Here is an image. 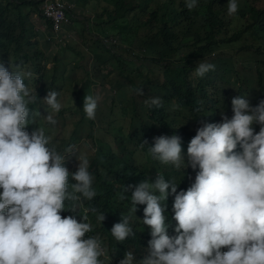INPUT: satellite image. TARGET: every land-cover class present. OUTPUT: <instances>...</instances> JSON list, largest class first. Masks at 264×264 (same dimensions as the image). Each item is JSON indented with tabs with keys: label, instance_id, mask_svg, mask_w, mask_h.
<instances>
[{
	"label": "clouds",
	"instance_id": "obj_1",
	"mask_svg": "<svg viewBox=\"0 0 264 264\" xmlns=\"http://www.w3.org/2000/svg\"><path fill=\"white\" fill-rule=\"evenodd\" d=\"M197 3L185 0V7ZM238 8L239 0H227L228 15ZM214 68L202 59L194 74L202 77ZM28 75L0 61V264H105L109 254L99 237L87 235L92 231L88 216L78 219L72 210L61 215L68 211L66 201L96 195L89 160L71 144L57 151L40 127L27 130L28 105L35 99L25 83ZM134 91L144 94L141 87ZM58 95L51 90L44 97L53 112L62 107ZM145 103L158 108L162 99L150 96ZM97 107L98 98L86 94V117L94 119ZM231 111V117L222 112L219 122L201 120L186 152L176 132L154 136L150 145L140 142L153 160L191 168L195 176L179 191L178 183L160 173L152 181L122 186L120 199L130 207L111 227L112 237L119 242L133 237L134 213L144 205L142 223L149 226L150 239L143 258L126 251L118 264H264V98L251 105L246 95L234 96ZM44 119L57 123L51 113ZM73 153L78 165L70 172L65 161ZM170 195L174 235L168 234L167 205L162 203ZM88 211L97 222L104 221V212Z\"/></svg>",
	"mask_w": 264,
	"mask_h": 264
},
{
	"label": "trees",
	"instance_id": "obj_2",
	"mask_svg": "<svg viewBox=\"0 0 264 264\" xmlns=\"http://www.w3.org/2000/svg\"><path fill=\"white\" fill-rule=\"evenodd\" d=\"M68 3H74L76 7L72 9V24L67 27L70 31L75 23L74 10L80 7V16H85L86 11H94V20H97V28L103 30L105 26H111V30L117 31V34L126 38V45L119 46L112 35L106 31L101 39H105L106 43L101 39H88V45L94 48H100L110 55V59L104 61L99 51L95 54L97 61L95 75H90L89 81H97L94 77L105 81L113 77H123L129 81L133 91L137 87L143 88L144 94L138 95L126 92V89L118 84L117 94L121 97L119 102L124 103L130 99L131 105L129 110L122 105V112L128 113L130 126L132 131L127 133L123 126L116 125V135L114 136V144L120 146L123 151L128 153L118 156L113 150V143L99 139L100 149L93 155H87L89 159V171L92 173L93 187L96 195L91 199H85L88 208H96L100 212H104L105 219L96 222L95 227L91 231V235L98 236L102 245L106 249V253L110 257H118L122 259L126 251L134 253L136 259L143 258L147 252V242L150 239L149 226L143 225V207L138 205L134 213L136 219H133V230L135 235L126 238L124 241H116L110 229L115 222H118L121 213L128 214L130 202L120 199L122 186L136 183L145 179L152 181L154 162L149 170V163L141 165L136 164L131 157L134 152L127 147V144L146 140L150 145L152 138L160 134L171 135L176 132L182 137V150L186 152L188 141L195 135L196 128L200 126L201 120L208 122H219L218 105L226 104V108H231V98L237 95H246L249 100L251 89L258 87L264 90V58L255 59L253 61V70L251 77L254 80L255 87L247 84L241 79L240 73L237 74V91L229 92V88L223 85H217V81L210 79L208 75L216 72L221 63L214 62V52L223 46L235 45L248 39L253 42L256 49V56H264V0L262 4H257L255 0H239V8L236 14H227V0H198L197 5L188 9L185 7V0H63ZM46 0H0V61H3L5 67L11 64L13 70H20L29 75L25 78V83L31 89L35 96L29 107V115L41 103L48 91L59 90V79L56 74L58 66L49 69L50 61L46 58V51L42 47L39 39V31L30 21L31 13H35L45 19L47 26L46 40L48 42H57L60 46H65L76 53V49L67 44V35L64 34L63 41L56 39L49 41L48 37L54 36L53 23L47 20L44 15V5ZM24 9H30V13H25ZM88 9V10H87ZM90 20V18H87ZM118 28V29H117ZM251 38V39H250ZM108 45L113 48H108ZM96 46V47H95ZM251 46V44H250ZM245 50L244 48H241ZM246 50H250L247 48ZM89 51V49H88ZM80 54V53H79ZM86 54V52H83ZM221 53L216 56H224ZM232 56L230 54H226ZM141 62L143 68L149 63L147 74H143L140 67L135 66ZM206 60L215 65L214 70H210L204 76H196L194 67L196 62ZM142 60V61H140ZM57 62H61L58 59ZM114 61V69L108 64ZM104 68L102 71V65ZM19 65V69L16 66ZM11 69V68H9ZM11 71V70H10ZM136 77L140 81L135 83L130 77ZM247 84V85H246ZM246 85V87H245ZM137 96L143 99L137 101ZM150 96H159L162 99L160 107L152 106L151 108L145 103ZM254 105L264 98L263 93L254 96ZM79 99V98H78ZM80 102L83 100L79 99ZM110 111H114L116 98L112 100ZM146 106L149 121H141L140 114L137 112V105L140 103ZM137 104V105H136ZM132 108V109H131ZM119 110V108H116ZM198 109V111H196ZM76 113V111L74 112ZM133 113V114H132ZM132 114V115H131ZM86 118V115H83ZM80 119L69 137L65 134L62 139L57 140L64 148L72 145L75 140L82 138L84 129H86ZM87 124L91 129L102 124L103 129H107L110 124L109 114H97V121L89 119ZM106 125V126H104ZM67 126V124H66ZM139 127L142 135L136 134ZM256 131H259V125L256 124ZM67 132V127H66ZM91 134H94L91 132ZM57 149V147H56ZM141 151V157L145 159L151 157L146 150ZM58 150V149H57ZM75 161L76 156L72 155ZM157 173L164 175L162 167L159 166ZM194 172V171H193ZM195 174L188 168L182 176V180L178 182V191L186 189ZM117 181L119 185L117 186ZM183 182V183H181ZM126 196L131 195V190L125 193ZM76 201H66V210L61 215H71L74 212ZM166 207V223H168V234L174 235V226L176 221L172 218L173 196H168L165 202ZM72 210L73 212H71ZM79 215H87L85 211L80 210L74 212ZM90 214H94L90 211ZM109 258L105 260V264H112ZM118 264V261L115 263Z\"/></svg>",
	"mask_w": 264,
	"mask_h": 264
},
{
	"label": "rangeland",
	"instance_id": "obj_3",
	"mask_svg": "<svg viewBox=\"0 0 264 264\" xmlns=\"http://www.w3.org/2000/svg\"><path fill=\"white\" fill-rule=\"evenodd\" d=\"M255 1L259 5L263 2V0ZM81 10L82 9L80 7H77L76 10H74L75 23L70 30V35H67V44L74 47L76 49V53L71 51V49L66 48L65 46H60V44L57 42H48L46 40L47 27H45V19L35 13H31L30 21L35 26L36 30L39 31L40 43L46 51V58L50 61L48 68L53 69L57 66L59 67L58 72L56 74L57 78L59 79V90L56 91L59 93L58 99L60 100L62 107L58 112H53L52 109L44 102L43 99L41 103H39V105L32 111V114L29 115L30 119L29 125L27 126V130L31 132V130L36 127L42 128L45 135H48L50 137V144L55 148L57 147L58 150H56L61 152L63 147L60 145L58 140L62 139L65 134H67V136L69 137L70 132L72 131L75 124L80 119H84L82 125L86 129H84L83 136L82 138L75 140L72 144L75 146L78 153L85 154L86 156L93 155L100 149L101 145L99 144V139H101L103 141L107 140L113 143L112 148L118 156L121 157L125 154H127L128 156L127 152L123 151L120 146H116L114 144V142H117L116 140H114V136L116 135V125H118L119 127L123 126L127 133H130L132 131V128L130 126V119L128 118V113L124 114L120 109L122 108V105H124V108L127 107L128 111L129 105H131V101L130 99H127L124 103L119 102L121 100L120 98L124 99L127 98V96L121 97L119 94H117L116 90L118 89V84H120L126 89V92L129 93L128 96H130V93L132 92L133 94L135 93L131 88H129V81L123 77L112 76L111 78L105 81V84L100 78L97 77H94V79L97 81H89L90 75H95L96 73V63H100L99 61H97L95 54H97L99 51L104 61L109 60L111 56L104 54L106 52L102 49V47L97 48L95 46L96 48H94L88 45L87 43L88 39L91 40V43H93V39H101L103 33L107 31L108 34L112 35V37L116 39L117 45H121L124 47L126 45L125 42L127 41L126 38L122 35L117 34L119 32V29L123 27L120 26L119 29L117 28L118 30L115 31L111 30V26H105L103 30H100L96 27L97 20L91 18V16H94L95 14L94 11L87 9L88 11H86L85 16L83 17L79 15L81 14ZM24 11L25 13L31 12L30 9H24ZM88 17L90 18V20L87 19ZM101 41L103 43H106L105 39H101ZM108 48L111 47L108 45ZM241 48H244L245 50H242ZM247 48H250V50H246ZM111 49L113 50V48ZM255 50L256 49L253 46V42H251L249 39L247 41L240 42L235 45L223 46L221 49L215 51L214 55L211 56L214 58L213 63L219 62L221 63V66L217 70H215L216 72L208 76L211 80L217 81V85H223L225 88H229V92L233 93H236L237 91V72L240 73L241 79L243 81L255 87L254 80L251 77L250 72L253 70V61H255L256 58H264V56H256ZM83 52H86V54H83ZM221 53L225 55L216 58V56ZM226 54H230L232 56ZM57 59L61 62H57ZM134 60L137 62L135 66L140 67L144 75L147 74L149 69V63H147L143 68L141 62H138L137 59ZM113 63L114 61H110L108 64L111 69H114ZM103 68L104 64L102 65V71ZM130 78L135 81L136 84L138 81H140V79L133 76H131ZM259 93L264 94V90L259 89L258 87L251 89V93L249 94V102L251 105H254V96ZM86 94L94 95L98 98V107L95 115L96 121L98 113L109 114L111 125L107 126V129H103L102 124H99L101 129L98 127V125L94 129H91L87 124L89 118H83V115L85 114L82 110L83 102H80L79 99L83 100ZM118 96H120V98ZM114 98H116V102H114V104L116 105V108H119V110L113 107L114 111L112 112L110 111V104L113 103L112 100ZM136 99L139 104V102L143 98L141 96H137ZM218 108L220 119L222 112L225 115L231 117V108L230 110L227 109L226 104H220L218 105ZM137 110V112L140 114L141 121L143 122L144 120L145 122H148L150 118L147 114L146 106L143 104V102L140 103V106L137 105ZM75 111L76 113H74ZM47 113H51L57 121L54 126L48 124V122L44 119V116L47 115ZM255 127L256 125H254V128ZM138 130L139 127L135 130L136 134L138 136L142 135ZM91 132H93L94 134H91ZM59 137L61 138L58 139ZM54 139H58L57 145L55 144ZM138 141L139 140H134L133 142L127 144V147L134 152L133 156H129L131 157V160H133L136 164L139 165L151 162L148 166L149 170L154 169L152 168L153 165H151L152 162L155 163L154 166L156 168L160 164L162 170L164 171V176L166 180L172 178L176 183L182 180V176L188 168L176 169L173 168L171 165H165L158 161H155L151 157H147L146 159L144 157H141V151L138 147ZM72 155L76 156L75 153L70 154L66 157L65 161V165L70 172H74L78 165V161H75ZM156 168L154 169L153 174H151V179L155 178L157 175L158 169ZM191 172L195 174L192 169ZM70 182L75 183V181H72L71 179ZM118 185L119 182L117 181V186ZM85 209L89 208L85 199L81 196L80 200L75 202L74 212H78L80 210L85 211ZM85 213L87 214L93 229L95 227V223L97 222L95 219V214H90V211ZM87 235H91V232L87 233ZM109 261L112 264H115L117 261L119 262V259L118 257H111L109 258Z\"/></svg>",
	"mask_w": 264,
	"mask_h": 264
},
{
	"label": "built area",
	"instance_id": "obj_4",
	"mask_svg": "<svg viewBox=\"0 0 264 264\" xmlns=\"http://www.w3.org/2000/svg\"><path fill=\"white\" fill-rule=\"evenodd\" d=\"M75 7V4L65 3L63 0H46L44 15L47 20L53 23L54 29V36H49V41L56 39L61 42L66 32L70 35L67 27L72 24L73 12L71 11Z\"/></svg>",
	"mask_w": 264,
	"mask_h": 264
},
{
	"label": "crops",
	"instance_id": "obj_5",
	"mask_svg": "<svg viewBox=\"0 0 264 264\" xmlns=\"http://www.w3.org/2000/svg\"><path fill=\"white\" fill-rule=\"evenodd\" d=\"M45 27H47V26L45 25Z\"/></svg>",
	"mask_w": 264,
	"mask_h": 264
}]
</instances>
